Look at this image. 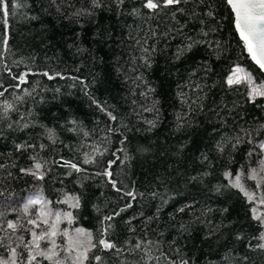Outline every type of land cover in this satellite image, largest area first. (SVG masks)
Returning a JSON list of instances; mask_svg holds the SVG:
<instances>
[{
    "label": "trees",
    "instance_id": "obj_1",
    "mask_svg": "<svg viewBox=\"0 0 264 264\" xmlns=\"http://www.w3.org/2000/svg\"><path fill=\"white\" fill-rule=\"evenodd\" d=\"M5 3L0 225H26L35 210L25 214L23 206L39 195L73 213L61 230L83 228L95 242L111 224L104 238L116 247L91 249L84 264H264L258 247L264 225L252 213L253 207L264 213V206L249 203L224 176L243 169L245 187L264 192L246 178L259 168L264 97L250 98L243 83L227 84L236 66L256 85L264 84V74L249 59L226 0H185L182 11L158 13L145 9L144 0H124L119 7L116 0H100L99 7L92 0ZM33 157L47 161L43 180L20 171L32 166ZM85 157L92 162L85 164ZM64 161L84 171L62 167ZM106 169L121 191L97 175ZM65 193L79 196L80 207L56 203ZM115 212L120 214L102 225ZM16 236L31 239L19 229L5 243L15 246ZM57 244L66 240L57 237ZM8 255L0 247V256ZM58 258L72 264L66 252Z\"/></svg>",
    "mask_w": 264,
    "mask_h": 264
},
{
    "label": "snow or ice",
    "instance_id": "obj_2",
    "mask_svg": "<svg viewBox=\"0 0 264 264\" xmlns=\"http://www.w3.org/2000/svg\"><path fill=\"white\" fill-rule=\"evenodd\" d=\"M116 2L119 7V5L124 3V0H116ZM184 2L185 0H144L143 7L156 13L161 9L170 8L176 11H182L178 6ZM92 3L93 7L100 6V0H92ZM227 4L234 13L235 29L241 41H243L248 55L252 61L259 66V69L264 70V0H227ZM0 11H2L5 17L9 15L5 0H0ZM76 14L79 15L80 13ZM133 14L138 15L139 13L137 10H134ZM208 15L212 16V13L209 12ZM4 23L7 24V20H4ZM204 35H207V33H204ZM4 43L6 45L7 41L5 40ZM192 47L193 44H189L187 49L191 50ZM145 51H147V49H145ZM44 75L47 76L48 73H44ZM26 76L27 73H23L17 79L20 83H24ZM51 78L52 77H49V79ZM241 83L249 87L248 95L250 98L255 99V97H264V84L256 85L249 73L245 72L241 67L236 66L232 74L228 76L227 84L232 86ZM2 95L3 92H0V96ZM4 108L5 111H7V109L11 108V105L5 102ZM108 115L112 120L116 119L111 113H108ZM85 135H87V133H85ZM239 142L240 141L237 140L236 143L238 144ZM251 142L252 141L249 140V143ZM23 147V145H17V150ZM235 147L236 144L233 145V148ZM258 147L261 157L258 161L259 168H251L246 177L247 179L256 181L257 190L264 188V142H260ZM218 148L220 151H223V148L219 145ZM248 155L251 158L253 152H249ZM32 159V166L30 168H22L20 171L26 175L33 176L37 180H43L47 171V161L42 162L35 157ZM83 162L88 164L92 161L85 157ZM115 162V160L111 161L110 165ZM61 166L74 170L77 173L84 171L78 164L72 161H64ZM0 167H2V165H0ZM69 175H71V172ZM97 175H103L109 178V183H111L112 187L117 192L121 191L117 186V181L112 179V171L106 169L103 173H97ZM224 176L228 179V186L238 189L243 193L249 203L255 202L259 206H264V192L258 195L257 192L249 191L245 187V173L243 169L238 171L235 176H233L232 172L226 171ZM125 195L131 197L133 200L135 199V193L132 191L126 192ZM52 203V201L39 195L35 198H29L23 206V211L25 214H29V209H34L35 211L34 215H29L26 225L11 220L7 221L6 224L0 225V231L5 233L4 236L0 237V247H6L9 253L7 258L0 256V264H40L38 257L49 261L50 264H66V260L58 258L61 251L66 252L68 256L71 257L72 264H84V261L88 259V253L91 249L99 246L103 250H110L116 247L115 244L104 238L111 224H109L108 227L101 228L100 238L95 242L93 241L92 233L83 228H76L74 234H71L67 229L61 230L60 224L63 221H67L71 224L74 220V216L71 211H62L51 207L50 205H52ZM56 203L65 204L68 205L69 208L76 209L80 207V197L65 193L64 198L56 201ZM131 206V203H129L126 205V208ZM126 208L120 209V212L125 211ZM97 210L99 211V209ZM181 211H183V209H181ZM120 212H115L111 216H105L101 222L102 225L104 221L113 220ZM252 213L253 219L260 221V223L264 225V213L257 214V207L252 208ZM19 229L27 231L31 239L25 241L23 236H16V240L19 242L16 243L15 246H13L12 243L6 244L5 242L11 241L12 236L15 235ZM9 233H11V235H9ZM57 237L66 240V244L63 247L57 244ZM260 239L264 240V233H261ZM42 242H46L50 246L42 248ZM136 247L139 248L140 245L138 244ZM258 247L264 248V244H260ZM18 249H21V251L18 252ZM24 253H27L26 258L22 259ZM73 253H75V255H73ZM95 259L100 261L101 257L96 256ZM171 264H177V262L171 261ZM179 264H189V262L181 259Z\"/></svg>",
    "mask_w": 264,
    "mask_h": 264
},
{
    "label": "water",
    "instance_id": "obj_3",
    "mask_svg": "<svg viewBox=\"0 0 264 264\" xmlns=\"http://www.w3.org/2000/svg\"><path fill=\"white\" fill-rule=\"evenodd\" d=\"M226 2H227V0H226ZM230 7V6H229ZM230 9H231V7H230ZM232 11V10H231ZM233 13V12H232ZM233 15H234V13H233ZM234 19H235V17H234ZM233 24H234V21H233ZM234 28H235V26H234ZM235 31H236V29H235ZM237 33V32H236ZM237 35H238V37H239V39H240V36H239V34L237 33ZM241 40V39H240ZM242 43H243V41H242ZM244 44V43H243ZM245 51H246V49H245ZM246 53H247V51H246ZM248 54V53H247ZM248 57H249V59L251 60V62L259 69V66L258 65H256L255 64V62L254 61H252V59L250 58V56L248 55ZM263 74H264V70H261V69H259Z\"/></svg>",
    "mask_w": 264,
    "mask_h": 264
}]
</instances>
